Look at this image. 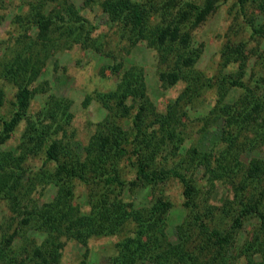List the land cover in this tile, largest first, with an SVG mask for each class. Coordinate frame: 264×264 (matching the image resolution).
I'll list each match as a JSON object with an SVG mask.
<instances>
[{
    "label": "trees",
    "instance_id": "1",
    "mask_svg": "<svg viewBox=\"0 0 264 264\" xmlns=\"http://www.w3.org/2000/svg\"><path fill=\"white\" fill-rule=\"evenodd\" d=\"M41 1L30 9L28 22L32 19L30 21L41 29L46 40L52 26L69 45H92L91 34L96 27L73 4H68L67 0ZM61 1L57 13L49 15L40 9L47 2ZM215 1L206 0L203 5L185 2L176 15L166 11L152 27L149 22L154 10L144 2L104 0L101 9L109 24L126 33L132 45L146 42L164 61L172 55L175 57L172 71L161 72L159 77L168 85L184 81L182 98L186 97L190 103L201 89L211 87V80L191 72L199 54L198 50L190 48L187 25L194 27L201 23L213 11ZM258 1V6L264 10L263 3ZM19 19L24 22V18ZM94 49L98 51L97 46ZM234 53L242 57L240 45ZM224 54L226 58L231 55L230 51ZM37 59L36 55L22 54L11 63L1 65L0 69V110L6 99L2 83H12L16 87L9 116L0 115V144L10 138L21 122L25 123L16 152L0 149V201H6L12 213L0 236V264H62L63 237L85 248L79 264H89V239L117 235L130 225L133 226L132 234L117 243V254L111 264H232L229 253L235 246V229L250 216L257 219L258 227L252 240L239 248L237 257L242 256L247 264H254V257L259 256L262 262L258 264H264V207L260 208L259 202L244 193L246 182L254 185L253 189L264 184V158L252 160L241 170L237 144L241 132L264 112V77L259 79L258 87L251 88L238 77L221 76L218 80L220 98L212 113L215 120L223 122L222 139L227 146L216 158L194 148L182 156L178 150L183 137L178 131L180 119L175 109L170 107L162 114L155 112L146 97L142 70L117 64L112 68V74L117 77L116 88L99 96L108 114L96 125L83 152L77 154L66 131L73 118L70 102L50 95L39 112H29L31 98L36 92L33 83L40 72ZM231 87L239 90L242 96L226 103V89ZM38 154L42 155L46 167H53V172L40 171L23 181L28 173L31 174L27 162ZM176 157L179 158L174 161ZM124 160H132L135 170L128 182L122 178L120 168ZM170 162L173 166L167 167ZM202 170L214 179L243 172L242 184L233 186L241 207L228 230L208 225L207 222L213 221L212 210L208 209V213L197 211L199 188L194 176ZM35 179H47L46 184L56 188L53 199L44 204L21 205L22 199L28 196L29 186L37 182ZM168 180L181 185L183 206L189 213V219L176 227L175 243L169 240L165 223L173 204L163 194L154 195L147 206L139 208L133 201L126 202L116 195L127 185L154 193ZM75 181L88 188H99L87 203L89 210L85 214L71 204ZM208 181L212 184L214 180ZM262 189L264 191V186ZM205 216L207 222H204ZM29 231L44 235V239L35 240L27 234Z\"/></svg>",
    "mask_w": 264,
    "mask_h": 264
},
{
    "label": "rangeland",
    "instance_id": "2",
    "mask_svg": "<svg viewBox=\"0 0 264 264\" xmlns=\"http://www.w3.org/2000/svg\"><path fill=\"white\" fill-rule=\"evenodd\" d=\"M103 1L67 0L68 4H73L79 13L96 27L91 34L92 45L83 47L69 45L52 26L49 28L46 40L41 29L30 21L32 19L28 22L30 9L40 5L41 0H0V69L1 65L11 63L16 56L22 54L36 55L38 58L36 65L40 72L33 83L36 92L31 98L29 112L31 114L39 112L50 95L70 102L69 110L73 118L66 129L67 136L71 137L75 153L81 154L98 122H102L108 114L99 96L116 88L117 77L112 74V68L117 64L123 65L124 68L138 67L142 70L145 81L146 97L155 112L166 113L171 107L175 109L180 119L178 131L182 132L183 139L178 153L185 156L188 150L194 148L198 152L210 153L214 158L220 156L227 144L222 139L223 122L215 120L212 113L220 98L218 80L221 76H231L232 79L238 77L246 86L254 88L259 86V79L264 77V10L258 6L259 1L246 0L241 4L238 0H216L213 11L201 23L194 27L187 25L191 36L190 48L198 50L199 54L191 72L202 75L203 79L211 80V87L201 89L190 103L186 97L182 98L186 87L184 81L180 80L174 85H168L159 77L161 72L172 71L175 57L172 55L164 61L146 42L132 45L126 33L119 27L109 24L101 9ZM136 1L152 6L154 12L149 22L152 27L161 20L164 12L168 11L169 14L176 15L183 3L203 5L206 0ZM261 2L264 6V0ZM61 3L63 2H47L40 9L51 15L57 13ZM19 17L24 18V22H21ZM238 45L243 49L242 57L234 53ZM94 46H97L98 51ZM29 47L30 51H28ZM26 50L28 52L25 53ZM227 51L231 53L228 59L224 54ZM1 86L6 93V99L0 115L9 116L16 87L8 82H3ZM226 91L227 95L224 99L226 103L235 102L242 96V93L234 87ZM124 124L128 126V122ZM24 127L23 121L11 133L10 138L4 144H0V149L15 153ZM237 144L240 151L238 164L241 170H244L252 160L264 158V112L241 132ZM178 158L176 157L174 161ZM132 162V160H124L120 163L122 178L127 182L133 178L135 172ZM169 166H173V162L167 165ZM27 167L31 174L28 173L23 181L40 171L53 172V167L44 165L41 154L30 159ZM194 179L199 188L196 198L197 211L208 213L212 210L213 214V221H210V224L206 216L204 222L206 221L211 228L230 229L241 207L233 186L242 184L243 172L240 171L232 177L214 179L202 170L197 172ZM46 180L35 179L34 181L37 182L29 186L26 191L28 196L22 199L21 205L50 202L56 193V188L46 184ZM208 180L214 181L210 184ZM263 186L264 184L258 189H253L254 185L246 182L247 189L244 192L256 203L259 202L260 208L264 207ZM72 187L71 204L78 208L80 213H87L89 210L87 203L94 193L99 192V188H88L76 181ZM158 194H163L173 204L166 215L165 223L169 240L175 243L176 227L189 219L188 210L183 206L182 187L177 181L168 180L158 186L154 193L143 189H132L127 185L121 194L116 195L118 199L121 198L126 202L133 201L139 208L147 206L152 197ZM11 216L8 203L0 201V236ZM257 227V219L250 216L243 219L242 225L235 229V246L229 253V261L232 264H247L244 257H237L239 248L252 240ZM12 228L9 233L12 232ZM132 228L133 226L130 225L117 235L89 239L87 243L89 264H111L112 258L117 254V243L131 235ZM27 234L38 241L44 239V235L33 231ZM61 242V263L79 264L85 248L70 238L63 237ZM260 261L262 262L261 257H254V264Z\"/></svg>",
    "mask_w": 264,
    "mask_h": 264
}]
</instances>
